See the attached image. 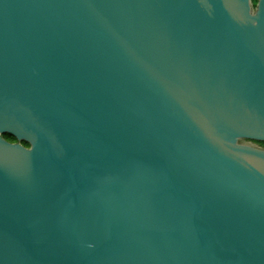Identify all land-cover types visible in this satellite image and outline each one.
<instances>
[{"label":"water","instance_id":"95a60500","mask_svg":"<svg viewBox=\"0 0 264 264\" xmlns=\"http://www.w3.org/2000/svg\"><path fill=\"white\" fill-rule=\"evenodd\" d=\"M264 0H0V264H264Z\"/></svg>","mask_w":264,"mask_h":264},{"label":"rangeland","instance_id":"374dc122","mask_svg":"<svg viewBox=\"0 0 264 264\" xmlns=\"http://www.w3.org/2000/svg\"><path fill=\"white\" fill-rule=\"evenodd\" d=\"M245 141L251 142V143H253L255 145H260V146L264 147V140L246 139Z\"/></svg>","mask_w":264,"mask_h":264},{"label":"trees","instance_id":"16d2710c","mask_svg":"<svg viewBox=\"0 0 264 264\" xmlns=\"http://www.w3.org/2000/svg\"><path fill=\"white\" fill-rule=\"evenodd\" d=\"M256 1H257V0H252V2H253V5H255Z\"/></svg>","mask_w":264,"mask_h":264}]
</instances>
